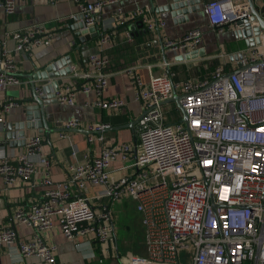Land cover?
I'll list each match as a JSON object with an SVG mask.
<instances>
[{
  "label": "built area",
  "instance_id": "built-area-1",
  "mask_svg": "<svg viewBox=\"0 0 264 264\" xmlns=\"http://www.w3.org/2000/svg\"><path fill=\"white\" fill-rule=\"evenodd\" d=\"M116 1L81 3L78 14L84 27L97 26L103 7ZM15 5L16 0H0L6 14L14 12ZM203 12L208 26L218 31L241 30L249 17L246 1L207 0ZM115 20L120 24L141 20L148 31L164 24L144 10L116 11ZM250 24L257 26L256 21ZM98 32L97 50L89 55L86 67L79 72L75 64L69 65L74 76L90 82L55 89L56 102L73 104L79 88L93 90L95 103L102 108L125 106L122 98H103L108 74L100 51L112 32ZM9 36L18 51L51 43V35L41 26L14 30ZM259 38V44L240 51V66L226 71L218 64L202 78L178 80L168 62L163 63L165 71L146 82L128 70L134 98L142 108L133 156L129 143L104 144L100 133L108 124L95 123L87 128L98 135L87 134V141L103 144L96 154L70 164L67 180L50 178L39 134L26 138L23 152L0 157V178L6 185L18 180L35 185L36 164L45 166L39 181L44 185L43 199L13 213L15 224L32 230L31 236L22 239L15 227L0 225V254L3 248L13 247L22 257L39 256L53 263L55 246L43 239V233L55 220L71 241L92 238L112 243L113 214L93 201L129 198L141 215L146 255L130 254L128 264H264V30ZM200 40V30L190 28L181 37L164 38L162 43L168 50L186 54ZM1 47L0 90L21 83L15 62ZM36 89L41 95L43 90ZM173 97L185 122L180 121V110L179 120L166 122L162 106ZM13 105L11 100L0 99V125H5L3 116ZM79 125L80 120L73 117L64 126ZM116 162L119 165L112 169ZM88 185L99 188L95 196L85 194ZM71 187L82 194L72 196Z\"/></svg>",
  "mask_w": 264,
  "mask_h": 264
},
{
  "label": "crops",
  "instance_id": "crops-1",
  "mask_svg": "<svg viewBox=\"0 0 264 264\" xmlns=\"http://www.w3.org/2000/svg\"><path fill=\"white\" fill-rule=\"evenodd\" d=\"M87 1L94 0H58L53 3L49 0H16L15 10L10 14L0 8V50L3 45L7 56L15 62L17 76L21 81L19 85L0 90V99L14 102L3 116L5 125H0V157L23 152L26 138L39 134L42 137V154L48 160L46 167L53 181L67 180L68 166L84 160L86 155L96 154L103 143H129L133 156L139 140L136 136L137 122L142 108L134 98L128 70L134 71L146 82L151 75L165 71L163 63L168 62L169 70L175 73L178 80L187 77L202 78L208 76L218 64H223L226 71L235 69L239 57L235 59L229 54L246 48L243 34H240L239 30L225 28L218 31L208 26L203 12V5L207 0L194 1L191 4L188 3L189 0H185L186 5L181 7L172 0H117L103 7L96 27L100 32H112L110 41L100 51L106 59L105 71L108 74L103 98H122L125 106L120 110L102 108L96 105L97 95L93 90L84 92L79 88L73 104L51 102L59 80L62 82L60 87L68 84L77 87L90 82L81 79L79 75L74 76L72 72L66 74L70 64H75L77 70L82 71L89 55L97 50L98 37L92 33H84L86 28L81 24L78 14L80 4ZM256 6L264 15V3L257 0ZM136 10H144L149 16L160 18L164 21L163 26H159L158 30L155 28L154 31H148L145 25L142 29L136 28L135 21L120 24L115 20L116 11L128 14ZM29 26L44 28L51 35L50 45H34L28 50H15V42L9 33ZM190 28H198L201 32L197 48L186 54L183 51L173 52L164 48V38L177 39ZM188 54L190 58L179 59V56ZM196 55L199 56L191 58ZM180 70L186 71V75H180ZM43 73L48 78L45 79ZM29 75H32V78H29ZM32 82L35 88L43 90L40 95V91L37 92L36 89V94L44 97L46 124L52 129L48 135L36 126L39 110L35 109ZM29 110L33 113L30 120L27 119ZM73 117L80 120V125L76 128L83 131L58 130L65 128V122ZM174 121L176 120L170 121L166 118L167 123ZM95 123L108 124V128L100 133L104 137L103 143L87 141V134L98 135L95 131L88 132L87 127ZM118 165L116 162L111 168L114 169ZM36 168L33 179L38 181L35 185L19 180L6 185L0 178V225L15 227L22 239L31 236L32 230L16 225L13 213L18 207L27 208L43 199L44 185L39 181L45 166L37 163ZM71 190L72 196L82 194V191L75 187H71ZM98 190V187L88 185L85 194L93 197ZM93 204L97 207H107L113 214L112 243L103 244L92 238L71 241L63 236L55 220L54 226L43 233V239L55 246L54 262L51 264H128L129 252L122 250L125 253H120V234L115 227L117 217L114 210L122 209L124 214L125 210L133 207L141 219L134 200L126 198L121 202L110 203L106 199H96ZM141 228L144 240L142 223ZM0 264L50 263L39 256L22 257L15 248L5 247L0 254Z\"/></svg>",
  "mask_w": 264,
  "mask_h": 264
},
{
  "label": "water",
  "instance_id": "water-1",
  "mask_svg": "<svg viewBox=\"0 0 264 264\" xmlns=\"http://www.w3.org/2000/svg\"><path fill=\"white\" fill-rule=\"evenodd\" d=\"M173 2H177V5L179 7L181 6H184V4L186 5V1L185 0H172ZM199 2V0H189V4H191V2ZM256 1L257 0H246L247 4H248V8H249V17L248 18H245L243 20L244 22V28L239 30V32H241L240 34H243L242 35V38L245 40V45L246 47H250V46H254L256 44H259L260 43V38H259V35H260V31H263L264 30V15L261 14V12L259 11L258 7L256 6ZM264 3V0H260ZM252 21H256L257 22V26H253L251 27V22ZM81 24H83L81 22ZM135 26L136 28H139V29H142L143 27V23L141 20H135ZM143 31H145L143 29ZM92 33L93 36H96L98 37L99 36V33L97 31V28L96 26L95 27H89V28H86L84 30V33ZM230 57L233 55V57L235 59H237L239 57V59L241 58V52H236V53H233V54H229ZM199 55H196V56H191V58H195ZM182 58H190V55H181L179 56V59L182 60ZM241 65V62L240 60L238 61L237 63V67ZM69 69V70H68ZM66 70V74L70 73V68H68ZM58 76V75H56ZM43 77L46 79L48 78V76L43 73ZM29 78H32V75H29ZM61 80H59L57 82V86H56V89L60 87V84H61ZM32 86V90H33V100L34 102L36 103L35 105V109L38 108L39 112L37 114V117H38V121H37V127L40 129V131H44L46 135H48L50 133V131L52 130L51 128L48 127V125L46 124V119H45V111H44V107H43V103H44V97L43 96H38L36 94V88H35V85L31 84ZM51 102L52 101H56L55 100V97H54V94H52L51 96ZM43 100V101H42ZM169 101H174L176 102L179 110L182 112V117L180 119V121H184L186 120V117H185V114L183 113V111L181 110L179 104H178V101H177V98L176 97H173L172 99L166 101V102H169ZM165 103V102H164ZM34 109V108H33ZM37 113V112H36ZM33 113L32 111H28L27 112V119H31L33 118ZM58 130H67V131H83V130H80V129H77V128H58ZM90 132V131H88Z\"/></svg>",
  "mask_w": 264,
  "mask_h": 264
},
{
  "label": "rangeland",
  "instance_id": "rangeland-1",
  "mask_svg": "<svg viewBox=\"0 0 264 264\" xmlns=\"http://www.w3.org/2000/svg\"><path fill=\"white\" fill-rule=\"evenodd\" d=\"M162 108L164 115L168 120H179L180 113L176 102L171 101L169 103H165ZM114 213L117 217L115 220V227L119 230L120 234L118 240L121 248L120 253L129 252L131 255H146V251L144 250L145 245L141 228V219L137 212L133 209V207H130L125 210L124 214L122 209H115ZM126 224L127 226H125Z\"/></svg>",
  "mask_w": 264,
  "mask_h": 264
},
{
  "label": "trees",
  "instance_id": "trees-1",
  "mask_svg": "<svg viewBox=\"0 0 264 264\" xmlns=\"http://www.w3.org/2000/svg\"><path fill=\"white\" fill-rule=\"evenodd\" d=\"M200 70H201V69H200ZM180 71H181V70H180ZM179 74H180V75L183 74V76H184V75H186V71L183 70V71L179 72Z\"/></svg>",
  "mask_w": 264,
  "mask_h": 264
}]
</instances>
